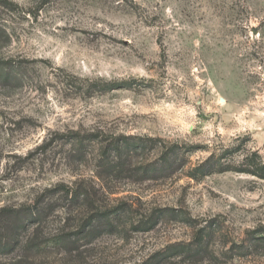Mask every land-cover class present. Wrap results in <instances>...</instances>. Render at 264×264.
<instances>
[{"label":"rangeland","instance_id":"1","mask_svg":"<svg viewBox=\"0 0 264 264\" xmlns=\"http://www.w3.org/2000/svg\"><path fill=\"white\" fill-rule=\"evenodd\" d=\"M33 204L116 214L0 264H264V0H0V209Z\"/></svg>","mask_w":264,"mask_h":264},{"label":"trees","instance_id":"2","mask_svg":"<svg viewBox=\"0 0 264 264\" xmlns=\"http://www.w3.org/2000/svg\"><path fill=\"white\" fill-rule=\"evenodd\" d=\"M128 146L130 145H126V150H129ZM79 147H81V144L78 146V148ZM114 148L119 152L121 151V147L117 142H115ZM105 152H108V150L104 151V153ZM87 197L88 195L85 191H82L81 193L67 192L64 196L66 200L68 199L67 201L70 204L80 198ZM43 209V207H41L40 205L38 206L37 204H33L28 208L20 207L19 209H17L12 207H5L0 209V253L10 250V245L16 242V239L18 238V232L25 230V228L28 227V224L30 223L35 224V228L32 231L30 239L24 246L25 254L37 257L41 256L44 251H47L51 248L54 249L65 247L66 249L68 248V250H73L71 248L72 246H76L82 240L92 238V235L95 233V227H93L94 223L97 224L96 229L98 227L108 228L112 223L113 214H116L115 211H108L107 213H102L101 215L95 216L91 220V222L88 223L90 226L92 225V228L88 232H85L83 234L77 233L73 236L63 235L62 237L46 239L43 236L42 230L39 229V225L41 226L45 220L43 216Z\"/></svg>","mask_w":264,"mask_h":264}]
</instances>
